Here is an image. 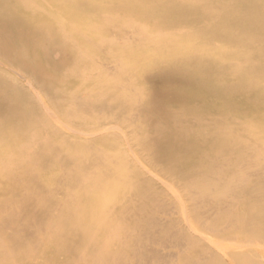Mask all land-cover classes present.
Returning <instances> with one entry per match:
<instances>
[{"label": "rangeland", "instance_id": "1", "mask_svg": "<svg viewBox=\"0 0 264 264\" xmlns=\"http://www.w3.org/2000/svg\"><path fill=\"white\" fill-rule=\"evenodd\" d=\"M215 3L0 0V264H264V8L259 70Z\"/></svg>", "mask_w": 264, "mask_h": 264}, {"label": "bare ground", "instance_id": "2", "mask_svg": "<svg viewBox=\"0 0 264 264\" xmlns=\"http://www.w3.org/2000/svg\"><path fill=\"white\" fill-rule=\"evenodd\" d=\"M211 1H213V2L222 1L221 5L215 3L216 5L211 4V7H210L211 13L213 15L217 14L216 17L219 18L220 24L222 23V25H223V29H224L223 31L224 32L219 31L218 33H221V35H223V37L228 39L229 42L235 41L234 38H236V36L237 37H240L242 35L245 36L244 37L245 38L244 46L247 47V51L242 50V53L241 52L238 53L240 50L239 51L237 50L236 56L240 59L245 60L249 65H252L255 69L261 70L262 65H259V63H257L258 57L260 58V56H261L258 52V48L254 46V43H249V38H246V36L251 33L249 27H250V24L252 22H254V21H252L253 18H257L258 20H259V18L257 16L253 17V15H251L249 13H244V11H245V7H248V6L252 7V9L264 8V0H211ZM197 7H199V6H197ZM211 13L209 15H207L206 17L210 16ZM187 15H190V13H187ZM237 17H239L238 18V19H240L239 21L235 20V18H237ZM249 17H251V18H249ZM2 18H4V17L0 13V19H2ZM248 20H251V21H248ZM196 21L198 23H200L201 20L196 19ZM17 31H19V30H17V29L14 30L13 28L12 29H5L4 31H0V38L10 37L12 34L16 33ZM248 50H250V51H248ZM200 54L201 53L198 52L195 55V56L198 55V57H194V60L192 61V64L199 67V69H202V71L204 73L202 76V79H201V80H204V82H202L201 80L200 81L202 83H205V81H207L208 79L218 81L217 79L211 78L213 72L217 68L216 67L217 65H215V63L210 62L211 60H209V61L208 60H205V61L201 60L199 58V56H201ZM165 64H167V63H165ZM170 83L171 82L167 81L166 83H164V85L170 86ZM6 97L7 96H5V98ZM12 104L13 103H10V105H12ZM4 108H5V104L4 103L0 104V115L3 113ZM6 220H7V224L9 227V233L11 235H16L17 234V228L14 226L16 219L14 217H9ZM61 224H64V223H61ZM51 264H55V263L52 262Z\"/></svg>", "mask_w": 264, "mask_h": 264}]
</instances>
